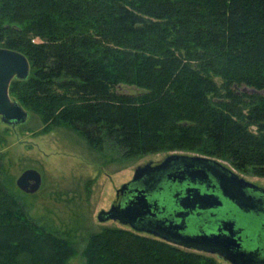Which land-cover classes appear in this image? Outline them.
<instances>
[{
    "label": "trees",
    "instance_id": "16d2710c",
    "mask_svg": "<svg viewBox=\"0 0 264 264\" xmlns=\"http://www.w3.org/2000/svg\"><path fill=\"white\" fill-rule=\"evenodd\" d=\"M0 48L30 63L10 97L93 147L124 158L200 154L264 176V0H0ZM0 199V264L75 255L1 186ZM83 255L87 264H218L116 229L92 236Z\"/></svg>",
    "mask_w": 264,
    "mask_h": 264
},
{
    "label": "water",
    "instance_id": "95a60500",
    "mask_svg": "<svg viewBox=\"0 0 264 264\" xmlns=\"http://www.w3.org/2000/svg\"><path fill=\"white\" fill-rule=\"evenodd\" d=\"M29 74L26 56L0 48V117L9 126L28 119L9 88ZM41 181L39 172L28 170L17 186L32 194ZM116 198L118 204L99 214L100 222H118L134 233L230 264H264V189L215 159L171 154L155 165L138 166Z\"/></svg>",
    "mask_w": 264,
    "mask_h": 264
},
{
    "label": "rangeland",
    "instance_id": "374dc122",
    "mask_svg": "<svg viewBox=\"0 0 264 264\" xmlns=\"http://www.w3.org/2000/svg\"><path fill=\"white\" fill-rule=\"evenodd\" d=\"M119 91L137 94L135 89L125 86ZM261 94L264 95V91ZM23 109L28 113L24 124L9 126L0 117V154L3 158L0 186L21 205L38 229L73 245L76 253L67 264H87L83 254L92 236L112 229L133 232L118 222H100L98 217L117 202V191L133 179L135 168L149 162L159 163L171 154L200 156L173 152L124 158L114 150L89 145L82 135L67 125L45 123L41 114ZM215 160L264 188V176L252 169L241 172L228 160ZM28 170L41 175V186L36 193H26L17 186V180ZM0 203L4 205V200L0 199ZM175 247L213 257L218 264H229L216 256Z\"/></svg>",
    "mask_w": 264,
    "mask_h": 264
},
{
    "label": "flooded vegetation",
    "instance_id": "af4514ba",
    "mask_svg": "<svg viewBox=\"0 0 264 264\" xmlns=\"http://www.w3.org/2000/svg\"><path fill=\"white\" fill-rule=\"evenodd\" d=\"M162 161V160H161ZM154 165L155 164H157V163H153ZM222 164V163H221ZM223 165V164H222ZM225 166V165H224ZM226 167V166H225ZM226 168H228V167H226ZM228 169H230V168H228ZM231 170V169H230ZM233 171V170H232ZM234 172V171H233ZM236 175H238L236 172H234ZM239 177H240V175H238ZM240 178H242V177H240ZM244 179V178H243ZM245 180V179H244ZM247 181V180H246ZM249 182V181H248ZM251 183V182H250ZM253 184V183H252ZM256 186H258V185H256ZM258 187H260V186H258ZM260 188H262V187H260ZM262 189H264V188H262ZM118 202H119V200H117V202L115 203V204H118ZM242 236L245 238V236L242 234ZM204 254H206V253H204ZM212 256H216L218 259H220V260H222V261H224L223 259H221L219 256H217V255H212ZM225 262V261H224ZM227 263H229V262H227ZM230 264V263H229Z\"/></svg>",
    "mask_w": 264,
    "mask_h": 264
}]
</instances>
